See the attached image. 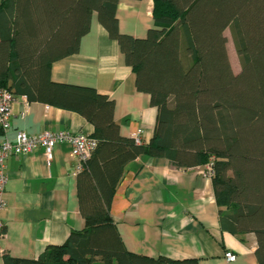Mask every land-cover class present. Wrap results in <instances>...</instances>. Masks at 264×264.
I'll return each mask as SVG.
<instances>
[{"label": "trees", "instance_id": "1", "mask_svg": "<svg viewBox=\"0 0 264 264\" xmlns=\"http://www.w3.org/2000/svg\"><path fill=\"white\" fill-rule=\"evenodd\" d=\"M152 1L154 26L138 38L120 32L119 0H1L0 87L81 114L98 141L77 173L83 229L36 259L4 253L3 264H198L125 249L109 205L124 165L140 154L176 167L213 158L221 226L234 235L254 233L255 256L264 264V0ZM93 12L135 72L137 90L157 108L146 145L120 135L108 95L50 80L51 63L78 50ZM226 28L238 73L228 59Z\"/></svg>", "mask_w": 264, "mask_h": 264}, {"label": "crops", "instance_id": "2", "mask_svg": "<svg viewBox=\"0 0 264 264\" xmlns=\"http://www.w3.org/2000/svg\"><path fill=\"white\" fill-rule=\"evenodd\" d=\"M1 3V0H0ZM152 0H119L116 10L120 32L145 37L154 26ZM52 82L87 86L114 101L113 119L119 133L132 137L141 131L149 143L157 116L149 94L138 91L135 72L124 62L117 41L92 13L88 31L78 50L51 63ZM11 104V127L18 130H67L92 134L93 124L81 114L46 102L29 101L16 93ZM25 102L28 113L20 116ZM205 164L176 167L169 159L140 154L128 161L115 186L109 213L125 249L150 258L195 259L198 264H258L252 232L234 235L222 228L212 180ZM76 159L68 143L54 146L47 161L41 148L6 160L5 206L0 209V264L3 254L36 259L48 245L61 244L72 230H81L84 219L77 197ZM226 251L236 255L227 261ZM74 264V263H66Z\"/></svg>", "mask_w": 264, "mask_h": 264}, {"label": "built area", "instance_id": "3", "mask_svg": "<svg viewBox=\"0 0 264 264\" xmlns=\"http://www.w3.org/2000/svg\"><path fill=\"white\" fill-rule=\"evenodd\" d=\"M16 100V95L7 88L0 87V131L4 134L11 127V104ZM28 113V104L20 112L23 118ZM141 131L133 134L135 143L142 144ZM66 142L71 147V154L76 159V171L83 168L86 159L96 148L98 141L90 134L84 132H72L67 130L45 129L37 134H29L24 130H18L14 139L4 137L0 142V209L5 206L4 190L7 182L6 160L12 155H28L36 149L43 150L44 157L49 161L56 144ZM213 158L205 163L204 173L206 177L212 178L214 174ZM0 222V230L4 227ZM0 234H3L0 232ZM224 257L231 262L236 259V255L231 251H226Z\"/></svg>", "mask_w": 264, "mask_h": 264}, {"label": "rangeland", "instance_id": "4", "mask_svg": "<svg viewBox=\"0 0 264 264\" xmlns=\"http://www.w3.org/2000/svg\"><path fill=\"white\" fill-rule=\"evenodd\" d=\"M224 34L227 38L226 49H227V55H228V59H229L231 68H232L234 73H238L240 70V62H239L238 55L236 53V50H235V47L233 44V40H232L230 30L228 28H226L224 30Z\"/></svg>", "mask_w": 264, "mask_h": 264}]
</instances>
